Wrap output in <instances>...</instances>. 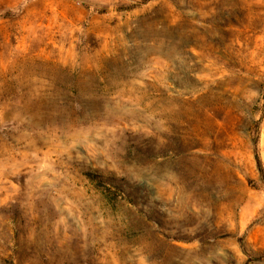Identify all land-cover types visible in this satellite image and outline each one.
Returning <instances> with one entry per match:
<instances>
[{"label": "rangeland", "instance_id": "374dc122", "mask_svg": "<svg viewBox=\"0 0 264 264\" xmlns=\"http://www.w3.org/2000/svg\"><path fill=\"white\" fill-rule=\"evenodd\" d=\"M0 264H264V0H0Z\"/></svg>", "mask_w": 264, "mask_h": 264}, {"label": "trees", "instance_id": "16d2710c", "mask_svg": "<svg viewBox=\"0 0 264 264\" xmlns=\"http://www.w3.org/2000/svg\"><path fill=\"white\" fill-rule=\"evenodd\" d=\"M256 158H257V156H256ZM258 160V159H257ZM92 176V175H91ZM94 177V176H93Z\"/></svg>", "mask_w": 264, "mask_h": 264}]
</instances>
